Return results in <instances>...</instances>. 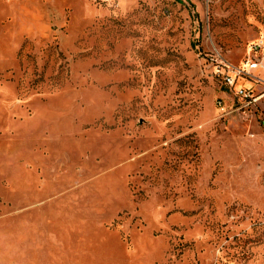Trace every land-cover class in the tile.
Wrapping results in <instances>:
<instances>
[{"label": "rangeland", "instance_id": "obj_1", "mask_svg": "<svg viewBox=\"0 0 264 264\" xmlns=\"http://www.w3.org/2000/svg\"><path fill=\"white\" fill-rule=\"evenodd\" d=\"M263 29L264 0H0V264H264V69L234 72Z\"/></svg>", "mask_w": 264, "mask_h": 264}, {"label": "built area", "instance_id": "obj_2", "mask_svg": "<svg viewBox=\"0 0 264 264\" xmlns=\"http://www.w3.org/2000/svg\"><path fill=\"white\" fill-rule=\"evenodd\" d=\"M98 1L115 4L119 0H98ZM248 51H249L250 59L245 65L247 70L235 69L234 72L238 76L244 75V74L251 76L252 75L251 72H253L254 70H257L259 68L264 69V29L260 32L257 39L250 44ZM225 81L227 85L231 87L235 86L236 80L233 77L227 76L225 78ZM237 94L238 96L244 98L247 101L251 99V94L247 90L241 89L237 92Z\"/></svg>", "mask_w": 264, "mask_h": 264}]
</instances>
